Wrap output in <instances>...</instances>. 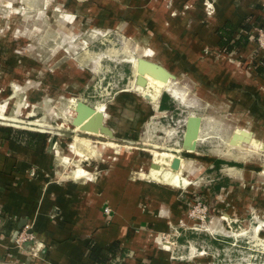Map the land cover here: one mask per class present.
I'll return each mask as SVG.
<instances>
[{"label":"crops","instance_id":"0c3cea01","mask_svg":"<svg viewBox=\"0 0 264 264\" xmlns=\"http://www.w3.org/2000/svg\"><path fill=\"white\" fill-rule=\"evenodd\" d=\"M125 1L122 4L131 17V29L139 15L144 16L141 24L146 36L140 43L148 48L144 56L163 65L176 79L167 83L154 105L139 98L134 104L117 102L113 111L133 112L126 115L127 122L109 126L119 140H139L141 137L132 136L135 130L146 126L157 111L172 115L177 102L186 108L225 110L233 117L241 114L240 125L248 124L264 136V49L253 39L254 26L264 24V0ZM119 8L122 14V5ZM113 24L115 28L125 25L119 21ZM221 32L230 33L232 51L222 50L227 37L221 38ZM183 79L190 81L193 92L180 87ZM129 92L130 88H122L117 98ZM134 111L143 113L141 119ZM192 114L202 117L195 152L199 154L206 118ZM113 116L105 114V122ZM18 130L0 126L1 264H219L204 258L205 250L185 244L187 229H195L199 222L188 213L186 189L148 177L156 151L135 147L106 150L102 148L106 141L93 140L98 143L99 155L91 161L87 146L84 152H72L74 157H83V167L67 166L71 155L55 149L49 138L40 133L38 141L31 140L32 146ZM119 140L113 143L121 146ZM72 147L76 145L72 143ZM200 154L203 160L211 157L207 152ZM224 154L212 156L208 168H214L217 160L231 159ZM185 165L182 157L181 170ZM244 167L231 162L217 168L225 171L230 181H240L246 177ZM221 177L212 179L216 184L208 187L217 204L225 207L223 201L238 202L240 196L245 204V183L225 184ZM226 193H233V199L225 198ZM228 216L230 213H224ZM213 227L220 228L218 224ZM24 228L34 239L18 246L15 239ZM215 233L219 234L218 230ZM93 246L109 247L106 260L92 259Z\"/></svg>","mask_w":264,"mask_h":264},{"label":"rangeland","instance_id":"374dc122","mask_svg":"<svg viewBox=\"0 0 264 264\" xmlns=\"http://www.w3.org/2000/svg\"><path fill=\"white\" fill-rule=\"evenodd\" d=\"M124 1L0 0V126L16 129L6 125L12 123L44 130L40 133L50 139L55 149L71 155L67 166L83 167V157L80 154L74 157L72 152L88 148L84 145L73 148L72 143L89 141V149L95 152L91 161L100 153L98 143L93 144V140L106 141L102 144L106 150L126 151L135 147L138 151L170 152L182 149L187 118L192 113H201L206 120L199 152H207L211 157L203 160L200 153H195L197 148L192 152L181 151L179 154L186 165L179 174L189 181L184 186L190 198L189 215L194 209L192 204L201 201L207 206V216L198 221L196 229H187L185 244L197 251L205 250L204 258H212L219 264L264 263V206H260L264 204L261 202L264 200V136L256 134L248 124L240 125L241 114L235 115L237 120L225 110L211 107L200 110V106L192 109L177 102L178 109L172 115L157 111L146 126L135 130L132 136L141 137L137 141L119 140L114 131L116 138L111 139L78 128L73 130L78 100H87V104L102 109L105 114H113L114 119L110 117V122H105L108 126L127 122L126 115H133L130 111H113L117 102L134 104L139 98L154 105L159 101H150L137 90V58H148L144 56L148 48L140 44L146 36L141 24L144 16L140 14L139 22L135 21L136 27L131 29V17L125 11ZM119 5L123 7L122 14H119ZM118 21L125 25L113 27ZM179 84L188 93L193 92L189 80H180ZM122 88H130L129 95L118 99L117 93ZM190 98L193 97L190 95ZM141 113L135 112L138 120ZM237 129L252 132L260 144L230 145L229 138ZM116 140L121 146L108 144ZM223 153L231 159H221L218 164L214 163V168H208L215 155ZM231 162L242 168L246 165L245 180L230 181L225 171L217 168ZM220 175H223L221 183H245V204L243 196L238 202L226 199L225 207L217 204L216 196L208 192V187L215 186L216 181L212 179ZM226 197L233 199V193H226ZM224 213L230 216L225 218ZM190 218L196 221L195 217ZM214 224L220 228L216 229Z\"/></svg>","mask_w":264,"mask_h":264},{"label":"water","instance_id":"95a60500","mask_svg":"<svg viewBox=\"0 0 264 264\" xmlns=\"http://www.w3.org/2000/svg\"><path fill=\"white\" fill-rule=\"evenodd\" d=\"M136 70H137V77H136L137 90L140 91L142 95L150 101L156 102L159 99V97H161L162 89L165 87H162L160 94L156 98H153V96H151L150 94L152 86L149 87L148 85L149 82L147 75L148 76L151 75L154 78L164 81L166 83H168L170 80L176 79V76L173 73H171L168 69H166L163 65L142 56L137 58ZM74 110H75V114L72 120V125L74 127L73 130H76L78 128L82 132L100 134L111 139L116 138L113 130L107 124H105V113L103 110L102 111L97 110L96 107H93L82 100L76 101ZM1 118L5 120V117H1ZM6 119L9 118L6 117ZM201 123H202V117L199 115H190L187 118L186 129L182 140V149H172L170 151V153H173L175 156L171 159L169 164H163L162 166H160L154 160L151 163L150 170L148 172V177L150 179L160 180L162 182H165L173 186H177L179 188H184V186L189 183L188 180L182 184L174 183L171 181L170 176L168 178H165L164 173L169 172L170 175L172 176L176 173L177 170L181 169L182 156H180L179 154L181 151L192 152L196 150ZM6 125L16 129L34 131L38 133L44 131L39 128L20 126L12 123L11 124L7 123ZM243 142L254 145L260 144L259 140L253 137L252 132L246 131L244 129H237L232 134L229 143L230 145L238 146ZM87 143L88 142L84 140L77 141L76 147L80 148L82 145L88 146ZM82 150H84V148H81V151ZM87 153H89L87 154L88 156H92V154H94V151L91 150L90 152L89 150V152ZM157 168H160L162 171L156 173L155 170Z\"/></svg>","mask_w":264,"mask_h":264},{"label":"bare ground","instance_id":"6f19581e","mask_svg":"<svg viewBox=\"0 0 264 264\" xmlns=\"http://www.w3.org/2000/svg\"><path fill=\"white\" fill-rule=\"evenodd\" d=\"M136 63V62H135ZM147 78H148V85L149 87L152 86V89H151V96H153V98H156L159 94H160V91H161V88L162 87H165L167 85L166 82L164 81H161V80H158L156 78H154L153 76L151 75H147ZM97 110H101L100 108H96ZM100 135V134H99ZM77 137V136H76ZM79 138V137H78ZM84 140V139H83ZM86 141V140H85ZM87 142V141H86ZM89 142V141H88ZM110 142V141H109ZM76 145V143H74ZM89 144V143H87ZM110 145H114L115 143L113 142H110L108 143ZM175 155L173 153H170V152H167V151H156V154H155V162L157 164H159L160 166H162L163 164H169L171 159L174 157ZM162 170L160 168H157L155 170L156 173H159L161 172ZM76 173V172H75ZM170 176V179L172 182L174 183H185L187 181V179L182 176L181 174H179V170L176 171V173L174 175H170L169 172H165L164 173V177L165 178H168Z\"/></svg>","mask_w":264,"mask_h":264},{"label":"built area","instance_id":"2783aa9c","mask_svg":"<svg viewBox=\"0 0 264 264\" xmlns=\"http://www.w3.org/2000/svg\"><path fill=\"white\" fill-rule=\"evenodd\" d=\"M254 31L255 33L253 35V39L257 42L259 48L264 49V24H260L258 26L255 25ZM192 206L194 207V209L192 212H190V216L195 217L196 220H198L199 222L203 221L207 216L206 214L207 206L203 205L201 201L193 203ZM106 211L109 212L110 210L107 208ZM196 212H200V214ZM194 228L196 229V227ZM33 239L34 238L32 234L28 232L27 228H24L17 234L15 242L18 246H22L27 242L31 243ZM165 243L168 244L169 242H165Z\"/></svg>","mask_w":264,"mask_h":264},{"label":"trees","instance_id":"16d2710c","mask_svg":"<svg viewBox=\"0 0 264 264\" xmlns=\"http://www.w3.org/2000/svg\"><path fill=\"white\" fill-rule=\"evenodd\" d=\"M221 38L223 37H227V40L226 42L227 43H224L222 42L223 45H221L222 47V50L223 51H226V52H230L232 51V47H230L231 45H229V41H231L230 37V33H225V32H221L220 34ZM167 97V95H164L163 96V99H165ZM12 131V129H11ZM20 136H26L27 137V144L29 145H32L30 144L31 143V140H36L38 141L39 138H40V133L38 132H34V131H28V130H18L16 131ZM42 135V134H41ZM43 136V135H42ZM44 137V136H43ZM45 138V137H44ZM33 146V145H32ZM218 162L220 160H217ZM217 163V162H216ZM109 248V247H108ZM108 248H101V247H98V246H93L91 248V257L94 261H98V262H101L102 260H104L105 258H107L106 254H105V251L108 250ZM106 256V257H105ZM106 260V259H105Z\"/></svg>","mask_w":264,"mask_h":264}]
</instances>
